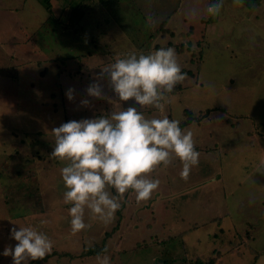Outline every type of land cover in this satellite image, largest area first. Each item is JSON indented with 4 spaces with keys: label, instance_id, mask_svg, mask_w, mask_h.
<instances>
[{
    "label": "rangeland",
    "instance_id": "1",
    "mask_svg": "<svg viewBox=\"0 0 264 264\" xmlns=\"http://www.w3.org/2000/svg\"><path fill=\"white\" fill-rule=\"evenodd\" d=\"M11 1L15 7L16 0ZM212 3L72 0L66 30L47 19L38 4L29 13L36 19L24 28L34 31L29 44H20L21 31L6 25L8 40L16 41L11 49L22 46L30 63L12 58L16 49L0 56V264H12V257L2 253L17 243L10 229L23 226L53 241L49 254H66L43 264H99L97 256L105 254L111 264H186L196 258L205 262L218 252L220 264H264V0H243L241 5L223 0L215 16L207 12ZM167 17L166 27L175 32L162 38L156 29ZM168 42L183 45L177 59L188 83L171 94L164 115L181 121L183 109H213L200 124L184 128L193 132L199 163L185 180L174 158L151 174L160 186L150 200L138 204L129 191L111 223L86 211L90 227L72 235L71 205L64 203L61 177L65 165L50 158L52 129L110 115L119 107L113 101L139 111L134 101L119 102L99 73L129 53L149 54ZM197 62L198 74L191 78ZM97 80L112 100L87 95ZM69 89L74 90L71 101ZM142 111L149 119L161 115L152 108ZM137 243L143 245L137 248ZM95 245L104 249L84 255Z\"/></svg>",
    "mask_w": 264,
    "mask_h": 264
},
{
    "label": "clouds",
    "instance_id": "2",
    "mask_svg": "<svg viewBox=\"0 0 264 264\" xmlns=\"http://www.w3.org/2000/svg\"><path fill=\"white\" fill-rule=\"evenodd\" d=\"M243 0H233L241 5ZM223 0L208 6L210 15H219ZM195 13V9H193ZM119 102L134 101L137 107L113 109L110 115L94 119L72 120L52 129L55 137L50 158L64 163L61 177L66 191L64 203L70 204L71 234L76 235L90 225L85 213L104 224L111 223L129 191L136 202H147L160 186L151 179L158 168H167L175 158L182 165L181 178L187 180L191 169L199 163L193 132L182 129L180 121L169 119L166 105L176 86L186 79L174 48H159L149 54L129 53L115 60L100 73ZM73 89L66 92L71 101ZM87 95L96 99L106 97L102 83L97 80L87 88ZM88 105V100L81 102ZM152 108L161 115L146 118L142 109ZM115 191V195L113 194ZM15 247H5L2 255L12 257V264L42 261L53 248V241L31 226L10 229ZM105 253L107 249L104 250ZM99 264H111L109 255H98Z\"/></svg>",
    "mask_w": 264,
    "mask_h": 264
},
{
    "label": "crops",
    "instance_id": "3",
    "mask_svg": "<svg viewBox=\"0 0 264 264\" xmlns=\"http://www.w3.org/2000/svg\"><path fill=\"white\" fill-rule=\"evenodd\" d=\"M40 2L37 3L36 0H16V5L13 7L11 0H0V56L2 53L4 56H6L7 51H12L16 49L14 52H12V58H15L19 64L22 63V61H26L30 63L26 58H24V54L27 55V52L24 50V48L21 46L20 48L11 49L10 46L16 45V41H9L8 40V31L4 28L7 24L11 27H16L21 31V34L18 36L21 38L18 40L20 44H29L32 42V38L34 37V31H32L30 34L24 30L26 26L29 24H32V21L36 18H34L35 15H29L30 12L33 14V7L42 5L46 11L47 19L51 20L52 23H58L59 26L62 28V30H66L69 27V23L71 20L72 12L73 10L69 5L72 4V0H39ZM66 1V2H65ZM69 4V5H68ZM38 8V7H37ZM208 8V7H207ZM28 9V11H27ZM67 9L72 10L69 11V15L66 16ZM23 11H27V15H21L19 16L18 13ZM54 13V14H53ZM18 14V15H17ZM68 18V23L64 20L65 18ZM45 18V16H44ZM23 36V37H22ZM24 53V54H23ZM16 54L17 57L16 58ZM19 54V55H18ZM1 70V67H0ZM59 73H61L60 70H58Z\"/></svg>",
    "mask_w": 264,
    "mask_h": 264
},
{
    "label": "trees",
    "instance_id": "4",
    "mask_svg": "<svg viewBox=\"0 0 264 264\" xmlns=\"http://www.w3.org/2000/svg\"><path fill=\"white\" fill-rule=\"evenodd\" d=\"M210 1L213 2V3L216 2V0H210ZM169 19H170L169 17L165 18L162 21V23L160 24L159 28L156 29V31L161 34V37L162 38L165 35H171V36L173 35L174 36V33L173 32H175V31L174 30L172 31V30H170V29H168L166 27V25L169 22ZM180 34L181 33H179L178 35L179 36H183V34L182 35H180ZM90 40L95 43V40L94 39H90ZM162 47L163 48H167V47L177 48V49H175L176 54H179V53H183L184 52V48H183V45L182 44L181 45H174L171 42H168L164 46L156 45V46H154L153 49L157 50V49L162 48ZM192 61L193 60H191V62ZM199 67H200V62H197L195 75L191 71L192 73H189V77H191V78L196 77L197 74H198L197 69ZM182 72L184 73L183 69H182ZM187 83H188V79H185L182 83H180V84H178L176 86V88L174 89V92L183 89L184 88V85H186ZM212 110L211 109H208L206 112L205 111H200V112L196 113V112H190V111H188V109H183V111H182L183 118L180 121V127L182 129H184L187 125H189L191 123L200 124L210 114V112H212ZM226 122L229 123L230 121L227 119ZM113 194H115V191L114 190H113ZM151 211L154 213V208L153 207H151ZM154 221H155V217H153V219H152V222H154ZM147 227L150 228V225L148 224ZM179 235H183V233H180ZM105 236L107 237L108 235L105 234ZM142 245H143V243H137L136 244L137 248H139V246H142ZM245 246H247V244H245ZM102 249H104V246L103 245L102 246L101 245H95V246H93V247H91V248H89L87 250L84 249L83 253H84V255H87V256H93V255L99 253V251H101ZM230 252L231 253H239L236 248H231ZM61 254L62 255H57L56 252H53V253L47 255L42 261H30V262H31V264H35V263L43 264L47 260L49 261L52 257H54V259H56V257H57V260H60V258H64V256L66 255L64 252L61 253ZM221 257H222V255L218 252L215 257L210 258V259L206 260L205 262H203L199 258H196V260H193V261H190L189 260L188 262H186L187 261L186 260L185 263L186 264H220L221 263Z\"/></svg>",
    "mask_w": 264,
    "mask_h": 264
}]
</instances>
